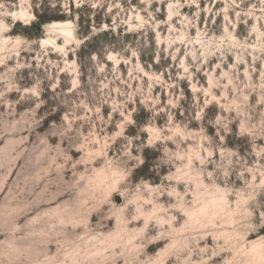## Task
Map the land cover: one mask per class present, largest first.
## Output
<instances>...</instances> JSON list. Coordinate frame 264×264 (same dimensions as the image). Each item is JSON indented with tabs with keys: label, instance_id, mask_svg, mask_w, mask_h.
Wrapping results in <instances>:
<instances>
[{
	"label": "rangeland",
	"instance_id": "rangeland-1",
	"mask_svg": "<svg viewBox=\"0 0 264 264\" xmlns=\"http://www.w3.org/2000/svg\"><path fill=\"white\" fill-rule=\"evenodd\" d=\"M262 254L264 0H0V264Z\"/></svg>",
	"mask_w": 264,
	"mask_h": 264
},
{
	"label": "bare ground",
	"instance_id": "bare-ground-1",
	"mask_svg": "<svg viewBox=\"0 0 264 264\" xmlns=\"http://www.w3.org/2000/svg\"><path fill=\"white\" fill-rule=\"evenodd\" d=\"M44 29H51V31L52 29L53 31L55 30L56 34H58V37L63 40V46L69 45L70 43H72V39H74V35L70 27L69 21H53L51 23L46 24V26H44ZM40 40L41 42H44L43 38H41Z\"/></svg>",
	"mask_w": 264,
	"mask_h": 264
},
{
	"label": "clouds",
	"instance_id": "clouds-1",
	"mask_svg": "<svg viewBox=\"0 0 264 264\" xmlns=\"http://www.w3.org/2000/svg\"><path fill=\"white\" fill-rule=\"evenodd\" d=\"M260 264H264V254L261 255Z\"/></svg>",
	"mask_w": 264,
	"mask_h": 264
}]
</instances>
